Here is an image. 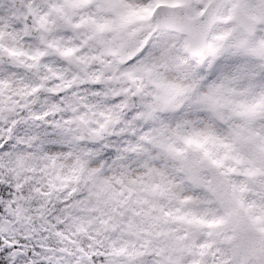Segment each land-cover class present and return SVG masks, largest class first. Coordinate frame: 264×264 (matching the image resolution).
Here are the masks:
<instances>
[{
    "label": "snow or ice",
    "instance_id": "obj_1",
    "mask_svg": "<svg viewBox=\"0 0 264 264\" xmlns=\"http://www.w3.org/2000/svg\"><path fill=\"white\" fill-rule=\"evenodd\" d=\"M0 264H264V0H0Z\"/></svg>",
    "mask_w": 264,
    "mask_h": 264
}]
</instances>
